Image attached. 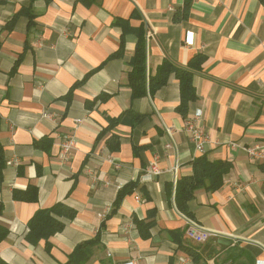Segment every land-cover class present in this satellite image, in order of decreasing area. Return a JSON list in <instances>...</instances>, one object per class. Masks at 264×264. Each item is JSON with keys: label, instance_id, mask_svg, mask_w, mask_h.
Wrapping results in <instances>:
<instances>
[{"label": "crops", "instance_id": "0c3cea01", "mask_svg": "<svg viewBox=\"0 0 264 264\" xmlns=\"http://www.w3.org/2000/svg\"><path fill=\"white\" fill-rule=\"evenodd\" d=\"M140 35L148 80L166 59L186 67L205 56L186 115L175 73L132 96ZM188 120L202 127L198 140ZM0 144V261L64 264L100 231L87 264H264V157L246 150L264 152V2L0 0ZM203 155L231 168L220 188L196 191L188 215L176 186ZM41 210L63 229L31 242ZM190 220L215 235L189 240Z\"/></svg>", "mask_w": 264, "mask_h": 264}, {"label": "trees", "instance_id": "16d2710c", "mask_svg": "<svg viewBox=\"0 0 264 264\" xmlns=\"http://www.w3.org/2000/svg\"><path fill=\"white\" fill-rule=\"evenodd\" d=\"M85 3H92L95 0H81ZM264 2V0H261ZM124 45L122 40L121 47ZM121 52L115 54L119 56ZM205 56L198 54L188 64V66H180L166 59L163 64L158 68V72L154 77L149 80L146 75V42L144 37L140 35L139 41L136 46L135 54L132 59L133 69L129 74V85L133 90L132 96L134 98L145 96L148 92L154 93L158 88L162 87L167 83L169 75L175 73L180 83L181 89V101L177 107V111L183 115L188 112L189 103L196 100L197 94L193 85V74L194 71L200 70ZM70 98V96H69ZM141 118V115H138ZM6 166V160L4 155L3 147L0 144V175L2 170ZM193 174L190 176H184L178 179L175 200L178 207L186 214L190 215L188 203L194 198L195 193L198 189L205 188L207 190H216L223 184V177L227 173L231 166L227 161H211L205 155L197 157L193 163ZM136 182H130L124 186L118 193L115 201L117 206L122 198L134 192ZM35 189V187L31 188ZM31 199L36 200V189L35 194ZM63 208L61 204H57L53 211H59ZM2 209L0 208V213ZM50 210H41L37 215L33 217L29 226L30 231L27 235L31 242H36L38 239L43 238L49 240L57 231L63 229V223L57 221L51 217ZM137 225L140 229L144 225L141 221L137 220ZM172 233H176L172 231ZM8 230L0 224V242L6 238ZM101 232L87 241L78 244L75 249L70 253L67 262L64 264H87L93 255L94 247L100 243ZM181 248H188L184 243L180 242ZM192 248V247H191ZM189 248V249H191ZM193 249V248H192ZM194 259L197 260L195 253H192ZM0 264H7L6 262L0 261Z\"/></svg>", "mask_w": 264, "mask_h": 264}, {"label": "built area", "instance_id": "2783aa9c", "mask_svg": "<svg viewBox=\"0 0 264 264\" xmlns=\"http://www.w3.org/2000/svg\"><path fill=\"white\" fill-rule=\"evenodd\" d=\"M47 117L51 116V113L46 112ZM187 126L192 129L194 139L198 140L202 136V127L198 123L192 120L187 121ZM76 145V140L73 136L68 137L62 144V156L67 157L71 149ZM235 145V144H234ZM172 144L168 143L167 147H171ZM200 150H202V144H198ZM247 152L252 157H264V152L260 149L259 146L256 147H247ZM149 171L151 173H158L160 170L157 166L153 165L150 167ZM215 233L203 228L197 222L190 220L186 229V236L189 240L194 242H205L210 237L214 236ZM135 264V263H131Z\"/></svg>", "mask_w": 264, "mask_h": 264}]
</instances>
